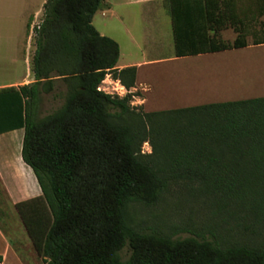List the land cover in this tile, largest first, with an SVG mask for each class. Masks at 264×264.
I'll return each instance as SVG.
<instances>
[{
    "label": "trees",
    "instance_id": "1",
    "mask_svg": "<svg viewBox=\"0 0 264 264\" xmlns=\"http://www.w3.org/2000/svg\"><path fill=\"white\" fill-rule=\"evenodd\" d=\"M103 1L46 0L34 81L0 90V135L23 130L21 159L42 194L15 208L43 264H264V239L223 245L129 225V205L152 206L177 184L264 225V97L137 112L136 94L104 93L107 76L134 87L136 67L116 69L118 44L93 27ZM165 3L175 58L264 45V0ZM227 29L232 42L221 37ZM48 95L60 105L41 116Z\"/></svg>",
    "mask_w": 264,
    "mask_h": 264
},
{
    "label": "rangeland",
    "instance_id": "2",
    "mask_svg": "<svg viewBox=\"0 0 264 264\" xmlns=\"http://www.w3.org/2000/svg\"><path fill=\"white\" fill-rule=\"evenodd\" d=\"M21 2L11 0V15L20 11ZM38 3L39 0H35L33 9L38 8ZM106 4H111L109 12L104 8ZM42 17L43 6L41 14L32 18L33 26L29 31L27 52L30 63L36 49L35 28L39 27ZM153 21L155 26H145L138 8L133 6V0L102 2L92 18L93 27L117 41L119 64L138 68L134 87L127 90L118 80L107 76L99 87L101 91L119 98L136 94L129 105L137 112L167 111L264 97V47L176 59L168 14L159 12ZM13 29L10 26V42H22V27L14 32ZM235 37L231 29L222 33V39L228 42H232ZM25 48L23 42L21 52L13 48L10 50L12 56L10 63L4 65L3 77L14 81L23 75L26 64L20 55ZM16 57L17 63H12ZM59 105L60 102L53 101L50 95L44 96L40 107L41 116ZM13 135L22 138L23 131L8 133L3 138ZM12 140L18 142L16 138ZM7 148L4 140L1 141V152H18L17 145L13 150ZM140 151L142 154H150L152 149L148 143H143ZM8 183L12 188L17 187L19 181L8 178ZM1 188L3 186L0 182L2 227L6 228L15 249L26 264H43L41 255L22 227L15 210L4 202ZM127 218L129 225L137 231L148 233L154 230L173 239L198 237L223 245L244 242L258 244L264 239V225H257L247 212L233 202L206 193L201 188H185L180 184L169 188L152 206L129 205ZM128 255L129 249L125 247L120 252L122 261Z\"/></svg>",
    "mask_w": 264,
    "mask_h": 264
},
{
    "label": "crops",
    "instance_id": "3",
    "mask_svg": "<svg viewBox=\"0 0 264 264\" xmlns=\"http://www.w3.org/2000/svg\"><path fill=\"white\" fill-rule=\"evenodd\" d=\"M20 11L17 14L11 15V0H0V90L7 88H18L19 86L26 85L32 83L34 81L33 73L31 70V63L29 62V55L27 52V43L28 36L31 26H33L32 18L37 14H41L42 12V3L44 4L46 0H39V5L37 9H33V5L35 4V0H21ZM166 0H133V6L138 8V12L140 14V18L145 23V26H155L154 25V16L159 12L167 13L169 18V10L166 6ZM107 12L111 10V4H106L105 7ZM10 26H12L13 32L18 30L19 27H22V42L11 43L10 38ZM170 26L171 18H170ZM98 32V31H97ZM101 36H106L104 33L98 32ZM172 33V27H171ZM223 33V32H222ZM221 33V37H222ZM173 39V34H172ZM115 41V39H113ZM23 42L25 43V50L22 51L21 57L22 61L26 64L25 71L22 73L21 77H17L14 81H10L9 78L3 77L2 73L4 72V65H8L10 63V50L13 48L14 50H20L23 46ZM117 42V41H116ZM152 42V40L148 41ZM174 47V45H173ZM261 48L264 45L258 46H247L242 49L236 50H244L248 48ZM17 54L18 51H17ZM208 55V54H207ZM175 58V56H174ZM185 58V57H183ZM17 57L12 60V63H17ZM180 59V58H176ZM24 64V65H25ZM132 67V66H129ZM136 67V75H137V66ZM126 68V65L119 64V58L116 64V69L121 70ZM19 131V130H16ZM16 131L8 132L15 133ZM23 131V130H22ZM0 135V142L4 140V144L13 150L15 145L18 146L17 154H5L0 151V182L3 186L1 188V192L3 195L4 202L15 210L16 216L19 217L20 223L24 228L22 220L17 213L15 206L19 203L27 202L29 200L37 199L41 197V191L37 184V181L31 171V169L22 161L21 159V145L22 138L19 135H13L10 138H3L4 135ZM12 138L18 139V142H14ZM7 148V149H8ZM8 150V152H9ZM8 178L19 181L17 187H12L8 183ZM6 228L2 227L0 223V259L5 262V264H26L24 260L19 255L18 251L15 249L9 234L5 230ZM25 230V228H24Z\"/></svg>",
    "mask_w": 264,
    "mask_h": 264
},
{
    "label": "built area",
    "instance_id": "4",
    "mask_svg": "<svg viewBox=\"0 0 264 264\" xmlns=\"http://www.w3.org/2000/svg\"><path fill=\"white\" fill-rule=\"evenodd\" d=\"M0 264H5V262L3 260L0 259Z\"/></svg>",
    "mask_w": 264,
    "mask_h": 264
}]
</instances>
